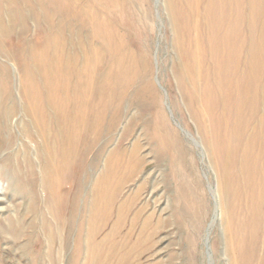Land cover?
<instances>
[{"label":"rangeland","instance_id":"rangeland-1","mask_svg":"<svg viewBox=\"0 0 264 264\" xmlns=\"http://www.w3.org/2000/svg\"><path fill=\"white\" fill-rule=\"evenodd\" d=\"M207 2L0 0V264H264V8L201 116Z\"/></svg>","mask_w":264,"mask_h":264},{"label":"bare ground","instance_id":"bare-ground-1","mask_svg":"<svg viewBox=\"0 0 264 264\" xmlns=\"http://www.w3.org/2000/svg\"><path fill=\"white\" fill-rule=\"evenodd\" d=\"M197 1L202 2V0H197ZM239 5L240 4L238 3V0H208V2L205 5H203V7L205 8V12H206V14L204 15L205 17L203 20V27L202 29L196 30L194 32V35L192 36L194 40V47L191 49L190 54H191V57H193L194 59V64H191V65L188 64L189 66L188 68L192 70V66H194L192 70V77L194 78L199 79L200 76H205V75L208 77L207 84L205 86L206 93H209L211 95L213 94L215 97V99L209 98L207 101L202 100V103L199 102V105L201 104V107L199 108L200 109L199 113L201 114V116H206V114L208 115L207 111L212 110L214 106L216 107L217 105L218 107L219 101L220 100L223 101L225 99L226 94L224 90H227V89L230 90V88L233 87L232 82H228L226 79V73H225L226 71L224 72L221 69L222 64L224 62H230V64H232V66L234 67L233 72L237 74L239 72V68H238L239 63L241 62L239 53L235 49L236 38H234L232 41L229 42V46L233 50L231 54L229 55V57H225L223 54H219L218 52H216L217 47L220 44H222L221 36H220L221 30H218L216 24L215 25L213 23H212L213 25L210 24V20H212L213 22H217L219 21L220 17L219 16L212 17L211 12H216L217 9L220 8L219 6H226L230 8V10L232 11L231 14L234 15L233 12L235 8L239 7ZM253 7H255L254 10L256 12H259L260 9L264 8L263 0H254V1L252 0V9ZM219 15L223 16L222 12ZM208 16L210 17V19L208 18ZM202 18L203 17H201V19ZM198 21H199V25H201L200 21L202 22V20H198ZM246 60L250 64H252V57ZM247 76L250 77L251 80L249 81L252 82V67L249 70V74ZM235 80H236L235 84L236 86H238L239 76L236 77ZM217 90L219 91V93L217 92ZM246 100L248 101L247 110L249 111V114L246 120L251 126L252 124V92L246 95L245 101ZM49 102L51 105L53 104L52 100L50 99H49Z\"/></svg>","mask_w":264,"mask_h":264}]
</instances>
